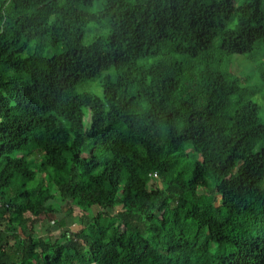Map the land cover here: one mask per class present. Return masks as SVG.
<instances>
[{"label": "trees", "instance_id": "obj_1", "mask_svg": "<svg viewBox=\"0 0 264 264\" xmlns=\"http://www.w3.org/2000/svg\"><path fill=\"white\" fill-rule=\"evenodd\" d=\"M249 53L264 0H0V264H264Z\"/></svg>", "mask_w": 264, "mask_h": 264}, {"label": "rangeland", "instance_id": "obj_2", "mask_svg": "<svg viewBox=\"0 0 264 264\" xmlns=\"http://www.w3.org/2000/svg\"><path fill=\"white\" fill-rule=\"evenodd\" d=\"M93 37H94V33L91 34L88 33L86 36V40L90 41ZM257 60H258L257 54L249 53L240 56L236 55L235 57L232 58V64L230 68L232 72H234L236 75L241 77L242 82L249 87L248 88L249 93L245 94L247 98H250L251 100H254L261 105V109L259 112V119L260 122L264 123V86L262 85L263 87L259 89V86H261L260 85L261 80L258 71L255 70V65ZM253 89L257 91L254 92ZM78 90L80 92L84 90H92L94 93L102 96V88L99 86L98 80L83 82L78 86ZM84 126L86 129H89L91 126V118L88 109L85 110V114H84ZM199 190L204 192L207 191V187L204 182H201L199 184ZM77 212L76 214H79V210H77ZM62 216L63 215L60 214L59 218ZM73 219H74L73 223L68 222V225H70V228L75 231L80 228V225L78 224L77 216H75ZM59 230L60 229L56 225V223L45 219L38 229V234L48 236L49 231L51 234H57Z\"/></svg>", "mask_w": 264, "mask_h": 264}]
</instances>
